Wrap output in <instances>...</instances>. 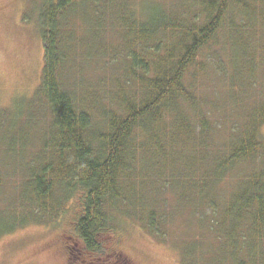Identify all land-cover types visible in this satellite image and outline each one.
<instances>
[{"label": "trees", "instance_id": "obj_1", "mask_svg": "<svg viewBox=\"0 0 264 264\" xmlns=\"http://www.w3.org/2000/svg\"><path fill=\"white\" fill-rule=\"evenodd\" d=\"M34 5L44 45L34 100L51 121L35 152L38 160L26 167L22 201L9 215L0 214V240L30 224H53L79 194L75 233L85 250H101L100 239L114 226L117 212L165 242L163 212L129 196L139 197L155 179L142 168L143 158L165 164L158 176L167 182L173 146L184 144L193 173L185 166L180 176L201 195L197 210L208 209L204 230L211 240L205 244L216 264H264V63L249 45L260 38L264 0H38ZM235 51L241 65L231 60ZM81 54L97 59L95 72L120 68L121 78L99 77L92 84L82 79V93L70 68ZM209 76L226 86L222 98L196 95L195 83ZM247 101L253 106L246 122L237 125L232 112L246 110ZM205 108L219 110L220 122L212 123ZM220 129L227 137L223 154L215 143ZM25 146L24 140L20 147ZM194 148L216 157L208 173H203L206 159L191 156ZM240 168L245 171L224 198L217 190ZM5 186L0 173V191ZM209 191L212 199L205 197ZM5 195L0 192V205ZM29 212L44 220L23 222L21 214ZM196 249L182 251V264H197Z\"/></svg>", "mask_w": 264, "mask_h": 264}, {"label": "rangeland", "instance_id": "obj_2", "mask_svg": "<svg viewBox=\"0 0 264 264\" xmlns=\"http://www.w3.org/2000/svg\"><path fill=\"white\" fill-rule=\"evenodd\" d=\"M34 3H38V0H0V173L2 183L6 184L5 189L0 191L6 194L2 202L4 205H0L1 215H9L22 201L26 167L32 161L38 160L35 152L40 148L44 131L51 121L48 110L34 100L44 66V45L37 22L38 10ZM261 10L264 13V5ZM259 25L262 31L260 38L256 41L251 39L249 45H254L258 61L264 63V18ZM112 35L115 34L110 35L111 39H114ZM261 45L262 47L258 48ZM239 52L231 53V60L236 65L243 63ZM96 61V58H83L81 54L75 67L70 65V68L75 70V78L72 79L81 87L82 93L86 91L82 79L92 84L93 81H98L99 77H107L109 81L121 78L120 68L115 73L104 72L102 68H97L95 72ZM197 83L194 91L198 96L200 93L204 95V92L211 100H217L227 93L226 86L217 78L209 76ZM251 106L252 101H247L246 110L244 106L236 108L235 105L232 121L237 125L246 122L247 110ZM205 110L212 123L220 122L219 110ZM260 135L264 138V124L260 127ZM24 140L26 146L22 148L20 145ZM162 140L170 152L168 142L163 138ZM215 143L223 154L227 143L225 131L220 129L216 132ZM182 146L183 148L173 146L171 153H175L170 159L172 167H168L170 178L167 182H164L165 178L158 176L165 164L153 156L143 158L142 168L155 179L147 184L139 197L129 196L133 202L136 199L139 204L146 201L148 209L156 205L163 212L165 223L162 229L166 233L165 242L149 234L134 219L112 212L117 220L101 237V250L98 253L85 250L75 233V222L82 209L79 201L81 195L77 194L60 210V215L53 224H30L2 237L0 264H182L185 256L183 252L185 254L193 247L197 248L198 254L196 257L192 256V260L197 264H216L213 250L205 244L211 240L209 233L204 230L210 220V217L206 218L208 209L197 210L202 203L201 195L193 189L191 181L180 176L185 171V166H190L187 171L190 175L193 173V162H188V152L185 150L187 148L184 147L186 145ZM202 152L200 148H194L190 154L193 158L206 159V170L203 169V173H208L213 168L216 157L209 153L201 156ZM242 170L245 171L240 168L231 173L217 192L226 198L227 192L236 185L232 182L238 180ZM205 197L212 199V191L207 192ZM21 216L23 222L44 220L42 215L33 216L31 212ZM188 227L191 228L190 231L187 230ZM202 238L203 242L197 243V240Z\"/></svg>", "mask_w": 264, "mask_h": 264}]
</instances>
